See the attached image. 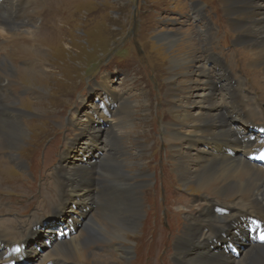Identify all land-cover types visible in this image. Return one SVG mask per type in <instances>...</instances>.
I'll list each match as a JSON object with an SVG mask.
<instances>
[{
    "label": "rangeland",
    "instance_id": "rangeland-1",
    "mask_svg": "<svg viewBox=\"0 0 264 264\" xmlns=\"http://www.w3.org/2000/svg\"><path fill=\"white\" fill-rule=\"evenodd\" d=\"M231 1L235 0H226L224 4L229 7ZM200 4L205 7V14L211 17L213 30L211 27L207 32L209 35L213 32L212 39L216 43L212 51H218L222 41H226L224 53L227 55L238 49L234 44L237 39L234 33L222 28V17L225 14L221 0H42L41 8L33 17L34 45L30 47L41 51L33 59L24 46L21 52L32 63L19 59L16 65L19 85L28 88L18 96V109L25 113L23 119L27 137L17 149L6 147L0 153V218L27 221L32 228L39 220L44 224L49 220L55 221L51 213L38 215L46 199L52 196L51 183L58 188L55 176L62 161V151L71 139L87 132L84 126L86 114L98 113L102 116L107 122L105 133L111 134L117 124L113 122L115 111L124 101H130L134 107L133 113L129 114L130 118L122 121L120 137L112 135L110 141L109 149L114 151L117 161L122 164L120 171L115 168L112 177H130L128 182L138 185L142 217L134 231L130 223L139 220L132 213L134 208L140 211V200L131 195H128L124 203L113 204L122 211L121 218L116 212L107 214V209L95 212L92 219L101 215L105 219L104 224L114 233L107 232L101 225H95L89 232L95 241L87 243L86 247H100L108 241L106 238L117 241L112 248L108 246L105 250H92L81 264H175V243L188 223V215H198L203 207L208 206L209 199L220 206H234L236 198L223 199L210 191L207 193L218 196L206 198L208 196L204 192L191 187L193 183L182 185L176 180L178 163L190 167L194 161L192 167L195 168L204 165H197L196 153H188L186 148L190 147L189 144L172 141L171 124H175L183 115L177 108L182 105L180 101L192 91L187 101H196L200 95H204L202 89L205 85L200 75H185L182 67H172V59L181 55L183 46L179 44L181 46L174 49L165 48L157 37L161 32H180L188 34L191 39L194 37V53L204 64L209 55L206 51L208 46L204 36L197 31L199 20L194 18V9ZM14 5V0L6 2L7 8ZM47 6L54 9L55 16L69 27L62 34L63 39L60 38L61 34L56 35L58 26L54 25V20L47 18L48 12L44 10ZM32 12L30 8L29 11L20 12L18 17L20 19L23 15V19L28 21ZM199 27L204 28L202 25ZM48 35L54 37L46 40ZM175 49L177 53L174 57ZM254 50L253 46L252 52L240 51L238 58L245 60L251 69H256V75L259 76L256 80H262L264 64L262 61H254ZM219 56L222 57L223 52ZM16 59L18 52L11 50L1 68L8 72L14 71ZM28 65L33 67L29 68ZM208 68L214 84L220 89L217 77L220 68L214 63H209ZM249 72L251 76L254 74V71ZM27 77L37 83L31 85ZM259 85L264 88L263 82ZM106 88H110L111 93H107ZM222 90L225 91V87ZM4 95L0 92V97ZM244 95L257 99L250 91ZM236 100L237 97L230 99L227 108L234 111L238 103ZM257 100H260L259 106L264 113V96ZM103 102L113 109H110L111 113L103 114ZM191 110L204 114V110H199L197 105ZM261 116L260 121L258 116L253 120L254 126L263 125L264 116ZM74 118H79V125L73 123ZM174 129L190 134L191 128L182 125ZM81 136L86 138L87 134ZM179 143L183 144L182 148ZM11 155L15 160L11 159ZM43 173L47 175L45 180H42ZM118 187L112 195L117 201L121 197L122 201L123 190L121 187L118 190ZM57 194H53L56 199ZM249 196L258 198L264 204L256 195ZM176 214L177 218L173 217ZM224 218L226 222L232 220L229 215ZM217 219L206 218L203 222L195 223L199 225ZM92 226L91 221L87 229ZM206 231L203 230V236H214ZM166 246L168 254L165 260L162 253ZM140 257L141 260L137 261Z\"/></svg>",
    "mask_w": 264,
    "mask_h": 264
},
{
    "label": "bare ground",
    "instance_id": "bare-ground-1",
    "mask_svg": "<svg viewBox=\"0 0 264 264\" xmlns=\"http://www.w3.org/2000/svg\"><path fill=\"white\" fill-rule=\"evenodd\" d=\"M7 1L0 0V7H2L0 10V92L6 94L0 97V153L6 147L17 149L27 137L23 116L25 113L18 109V96L28 88L19 85L16 78V65L19 59L32 63L21 52L24 46L33 59L41 51L30 47L34 45L32 39L35 20L32 25L33 17L41 8L42 0H14L15 5L10 8L6 6ZM224 1L226 0H221L225 14L221 25L224 30L234 33L237 38L234 44L238 47L229 55L224 53L226 41L222 43L219 41L222 47L218 45V51H212L216 43L212 39L213 32L211 31L210 35L207 32L211 27L213 30L211 17L205 14V7L201 4L195 7L194 18L199 20L197 23L199 26L204 27H197L198 33L204 36L208 46L206 51L209 55L204 64L194 53V37L191 39L188 34L180 32H161L157 37L165 48L174 49L182 45L183 49L179 57H175L177 49L173 52L175 58L171 61L172 67H182L185 75H200L205 85L202 89L204 95H200L196 101L192 102L190 99L187 101L193 91L180 101L182 105L177 108L183 115L178 119L179 121L171 124L172 141H184L189 144L190 147L186 148L188 153H196L197 165L200 166L202 163L204 165L199 168L192 167L193 160V165L190 167L178 163L176 180L182 185L193 183L191 187L204 192L208 196L206 198L212 195L218 196L207 193L210 191L219 194L220 198H236L237 200L232 208H228L207 199L208 206L203 207L197 213L198 215L188 212L191 214L186 219L188 223L175 243L177 250L175 264H264V238H262L264 237V204L260 203L258 198L249 196L254 194L264 203V122L261 127L256 128L253 125V120L257 116L258 119L259 116H264L259 106L260 100H257L264 96V88L259 85L264 83V76L262 75V80L260 78L256 80L259 77L256 75L257 70L251 69L245 60L241 61L238 58L240 51L251 50L252 52L254 46L255 50L252 53L255 56L254 61H262L264 64V0H235L229 3V7L224 4ZM30 8L33 11L30 20L25 21L23 15L19 19V13L29 11ZM44 10L48 12V20H54V25L58 26L56 35L61 34L60 38L63 39L62 34H65L69 27L55 16L56 12L50 6ZM3 13L5 15H2ZM44 18L47 23L46 16ZM50 37L54 36L48 35L46 40ZM11 50L18 52V59L14 61L15 70L8 72L1 67L6 63L5 60L11 54ZM221 52H223V58L219 56ZM209 63H214L220 68L217 74L220 89L214 84V79L210 75ZM257 66H259L258 63ZM39 68L42 70L41 66ZM249 71H254V74L251 76ZM27 79L31 85L37 83L31 77ZM195 83L198 85V82ZM223 87L225 91L222 90ZM247 91H250L257 99L245 96ZM106 92L111 93L110 88H106ZM194 95L198 94L194 93ZM234 97L235 99L237 97L238 103L236 109L232 111L227 108V103L229 106L230 99L233 100ZM221 98L223 100L218 102ZM204 104L207 106H203ZM196 105L199 110H204V114L191 110ZM133 107L130 101H124L118 106L113 122L116 121L114 128L119 130L112 129L111 134L105 133V120L102 116L98 113L86 114L84 126L87 132L71 139L62 151V161L55 176L58 188L56 189L51 183L52 196L46 199L38 215L51 213L55 221L49 220L45 225L39 220L32 228L27 221L0 218V264H33L36 260L35 264H81L92 250L99 251L105 250L108 246L114 247L117 240L111 241V238H106L110 242L106 241L100 247L95 245H91V248L86 247L87 243L95 241L89 233L95 225H101L107 232L110 231L101 215L98 214L94 219L92 218L100 210L106 209L107 214L116 212L121 218L122 211L113 204L124 203L128 195L140 200V211L134 208L132 213V216L139 220L130 223L132 229L137 230L142 217L138 185L129 183L130 177H112L113 172H116L115 168L120 171L122 164L117 161L114 151L109 149L112 135L120 137L122 121L130 118L129 114L133 113ZM215 108L218 109L215 110ZM110 109L113 110L103 106V114L111 113ZM73 123L79 125V118H74ZM182 125H188L189 129L191 128L190 134L174 129ZM257 129H262L261 136H255L254 130ZM83 134H87V137L83 138L81 136ZM182 145H180L181 148ZM194 146L198 147L194 149ZM253 154H258L259 163L249 161V156ZM11 159L15 160V157L11 155ZM43 177L42 180H45L46 173H43ZM118 186L123 190L122 201H120L121 197L117 198V201L112 195ZM119 187L118 190H120ZM56 192H58L57 199L53 195ZM108 194H110L109 199ZM126 206L129 207V204ZM226 215H229L232 220L226 222L224 218ZM173 217L177 218V214ZM216 217L219 219L200 223L203 225L195 223L203 222L206 218L214 220ZM90 220L93 226L87 229L91 225ZM203 230L213 233L214 236H203ZM110 233L114 232L111 230ZM235 245L238 246L236 253L240 254L238 258L231 253H226L228 248L237 247ZM167 254L166 246L162 253L165 260ZM139 260L141 257L137 261Z\"/></svg>",
    "mask_w": 264,
    "mask_h": 264
},
{
    "label": "snow or ice",
    "instance_id": "snow-or-ice-1",
    "mask_svg": "<svg viewBox=\"0 0 264 264\" xmlns=\"http://www.w3.org/2000/svg\"><path fill=\"white\" fill-rule=\"evenodd\" d=\"M262 238H264V237H262Z\"/></svg>",
    "mask_w": 264,
    "mask_h": 264
}]
</instances>
